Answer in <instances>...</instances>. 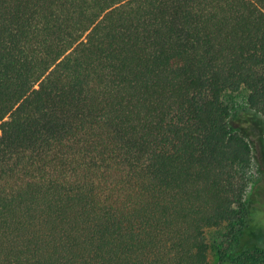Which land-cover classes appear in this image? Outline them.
<instances>
[{"label": "trees", "instance_id": "obj_1", "mask_svg": "<svg viewBox=\"0 0 264 264\" xmlns=\"http://www.w3.org/2000/svg\"><path fill=\"white\" fill-rule=\"evenodd\" d=\"M242 112L264 0H0V264H264Z\"/></svg>", "mask_w": 264, "mask_h": 264}, {"label": "rangeland", "instance_id": "obj_2", "mask_svg": "<svg viewBox=\"0 0 264 264\" xmlns=\"http://www.w3.org/2000/svg\"><path fill=\"white\" fill-rule=\"evenodd\" d=\"M246 91L232 95V106L237 109L246 107ZM228 96H226L227 98ZM248 115L242 130L247 135L253 149V161L246 170L249 182L245 193V202L250 210L255 211L252 222L257 227L256 230H247L244 234V240L255 239L258 236H264V117L253 115L252 112H242ZM241 122V123H242ZM258 228L260 230H258ZM230 229L226 225L212 227L206 230V236L209 244L210 264H231L229 259L223 257L222 253L225 247L230 243Z\"/></svg>", "mask_w": 264, "mask_h": 264}]
</instances>
